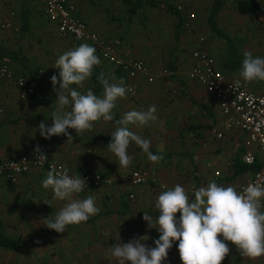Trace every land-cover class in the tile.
I'll return each instance as SVG.
<instances>
[{"label": "crops", "instance_id": "1", "mask_svg": "<svg viewBox=\"0 0 264 264\" xmlns=\"http://www.w3.org/2000/svg\"><path fill=\"white\" fill-rule=\"evenodd\" d=\"M70 1L75 6V15L88 23L90 31L107 39L124 38L125 56L144 59L156 78L153 82H149L146 75L132 79L135 91L128 92L126 98L117 101L113 121L94 122L92 130L79 136L75 130L69 129L72 141L63 135L44 139L37 130L38 126L43 121L50 127L52 113L57 108L55 102L58 97L51 83V76L59 71L55 68V61L70 48L71 39L59 35L56 25L46 17L40 0H0V47L9 51L5 58H0V65L4 63L2 61L9 60L21 66L17 69L19 72H30V69L33 70L28 63L30 60L33 66L41 64L45 68L43 77H28L36 87V93L26 99L14 81L0 77V160L18 157L39 145L42 151L78 174L97 171L117 176L135 168L154 170L159 180L169 186L167 189L181 184L192 199L194 190L206 186L211 180L237 189L251 178L252 170L235 174L243 161L245 133L224 127V117L215 98L203 86L187 78L186 73L194 63L192 51L196 48H204L215 57L227 80L240 79L238 73L242 69L244 51L264 57V0H223L216 15L217 27L221 29L219 33L209 22L215 0H183L197 14L189 30L183 27V16L175 9L174 0L168 3L145 0L155 3L152 5L156 6L160 18V21L155 19L158 29L150 31L156 35L153 45L140 24V16L136 19L135 13L131 20L124 23L129 26L123 25L122 29L110 21V15L116 14V3L125 9L124 13L130 11L131 7L122 0L100 2L107 12L101 10L98 0L97 4L90 0ZM160 3L172 5L176 12H169ZM145 12L146 15L144 12L140 15L147 24L151 23L154 17L148 15V10ZM33 13L37 26L42 24L36 16L42 13L49 28L54 29L61 39L57 38L63 51L57 57L53 56L55 51L52 52L51 48V53L32 56L27 34L32 28ZM41 22L44 23V20ZM9 23L11 27L3 26ZM201 37L205 38L204 41L200 40ZM167 55L170 56V63L176 66L170 80L161 76L165 68L162 59ZM96 67H100V72L111 82L123 79L125 84L130 81L121 77L110 63ZM39 73L43 70L39 69ZM247 85L251 90L264 94V81H253ZM72 87L77 88L76 85ZM89 88L96 95L103 93L98 77L91 76L84 88L77 90L85 92ZM56 90H59V84ZM151 105H156L157 121L130 130L151 141V146L156 148H150L153 154L170 155V158L153 164L133 142L128 149L133 157L131 165L119 168L117 157L107 149L111 132L116 128L115 121L129 110H147ZM214 127L225 131L223 138H217ZM47 172L46 169H32L21 176L17 185L0 180V232L23 242L17 248L0 247V264H118L111 256L112 245L118 241L127 243L143 235L150 237L147 245L155 247L154 241L159 238V233L154 228L148 229L143 214L141 217L132 216V209L135 212L140 210L136 206L145 209L155 221L158 211L149 200L153 197L157 199L161 192L150 185L85 189L74 198L93 195L100 212L86 222L68 226L64 233H57L44 223L46 219L53 218L67 201L53 199L52 191L43 188L42 181ZM135 191L141 192L142 202L131 208L123 193L136 194ZM149 191L157 193L153 195ZM43 200L52 201L51 207ZM229 246L231 252L222 264H264V256L249 259L242 256L234 245ZM179 258L177 241L163 264L175 263Z\"/></svg>", "mask_w": 264, "mask_h": 264}, {"label": "clouds", "instance_id": "2", "mask_svg": "<svg viewBox=\"0 0 264 264\" xmlns=\"http://www.w3.org/2000/svg\"><path fill=\"white\" fill-rule=\"evenodd\" d=\"M243 57L242 69L238 73L240 79L235 81V87L239 88L242 81L245 84L264 81V57L254 56L247 50ZM100 63L96 49L87 43L66 50L55 61L59 79L53 75L51 83L58 97L57 108L52 113L50 127L43 121L38 126L37 130L44 139L63 135L72 141L69 129L75 130L79 136L92 130L94 122L114 120L113 109L117 101L126 98L129 91L123 79L111 82L101 72L98 81L103 87L102 95H96L91 88L85 92L77 90L84 88ZM156 112V105H151L147 110H129L115 121L116 128L111 132L107 149L117 157L119 168L131 165L133 157L128 149L133 142L153 164L163 160V155L150 151L149 139L130 130L155 123L158 119ZM34 152L38 154L37 163L47 159L39 145ZM81 177L69 175L67 169L58 172L54 167L47 172L42 181L43 188L52 191L53 199L67 201L53 218L46 219L44 225L48 229L64 233L68 226L86 222L100 212L93 195L74 198L85 190L86 180ZM193 195L194 199L181 184L162 191L155 202L158 211L155 221L143 212L148 229L154 228L159 233V238L154 241L155 247H149L146 241L150 237L143 235L127 243L118 241L110 249L111 256L118 264H163L177 241L182 264H222L231 252L229 244L249 259L264 256V183H249L238 191L231 185L224 186L211 180L206 186L195 189ZM43 203L52 205L50 200H43Z\"/></svg>", "mask_w": 264, "mask_h": 264}, {"label": "built area", "instance_id": "3", "mask_svg": "<svg viewBox=\"0 0 264 264\" xmlns=\"http://www.w3.org/2000/svg\"><path fill=\"white\" fill-rule=\"evenodd\" d=\"M40 1L46 17L56 25L59 35L70 37L71 46L69 49L88 42L96 49V54L101 61L98 66L110 63L130 80L125 83L129 89L128 92L133 93L135 91L131 80L140 75H146L149 82L155 80L156 74L152 72L151 67L144 59L125 56L122 38L107 39L90 31L88 23L75 15V6L70 0ZM163 1L168 3L170 0ZM174 7L183 16V27L189 30L193 20L197 18L196 12L189 8L183 0H174ZM3 26L11 27L12 25L9 23ZM204 39V37L200 38L201 41ZM192 57L194 63L187 71L186 77L203 86L206 92L215 98V103L224 117L226 129H237L245 133L243 161L249 165L256 162L261 163V168L254 171L251 178L239 185L237 190L241 191L249 183H264V94L251 90L243 81L239 88L235 87L236 80L226 79L224 72L218 67L215 57L206 49H194ZM0 75L8 81H14L21 90L22 97L32 96L36 93V87L30 79L23 74H17L12 66L6 62L0 65ZM172 75L173 72L168 68H163L161 71L163 77H171ZM56 76L59 78V71ZM213 132L219 139L225 135V131L218 127H214ZM42 152L47 156V159L42 163H37L38 154H35L34 149L18 157L0 160V180L4 179L17 185L21 176L29 173L32 169L41 168L49 171L54 167L58 172L67 169L69 175H81V178L86 180L85 189L109 188L117 185L131 187L150 185L156 191L162 192L168 188L159 180L157 173L148 168H135L129 173L117 176L97 171H85L78 174L52 158L49 153ZM135 197L134 192L129 193L130 199ZM172 264H182V262L179 258Z\"/></svg>", "mask_w": 264, "mask_h": 264}, {"label": "rangeland", "instance_id": "4", "mask_svg": "<svg viewBox=\"0 0 264 264\" xmlns=\"http://www.w3.org/2000/svg\"><path fill=\"white\" fill-rule=\"evenodd\" d=\"M90 1L92 3H94V4L97 2L96 0H90ZM98 1H99V5L101 7V10L102 11L105 10L107 12L106 7L102 6V4H101V3H103V0H98ZM122 1L125 2L127 4V6H129L131 8L135 7V9H136V12H135L136 19L140 16V18H139L140 24L143 26V28H144V30L146 32V35L151 39V43L153 45L156 35H153L150 31L151 30H157L158 27H159L158 24H156L155 19L158 18V20L160 21L156 6L152 5L151 1H145V0H132L131 2H127L126 0H122ZM138 8H140L139 14H137V9ZM107 9H108V7H107ZM114 10L116 11L115 12L116 14H114V16L110 15V21L114 22V24H116V26L118 28H120V29L124 28V26L128 27L129 24L128 23L124 24V23L127 22L128 20H131L134 14H132L131 11L124 13L125 9H123V7L121 8L120 5H118L117 3H116V8ZM147 10L149 11L148 15L149 16L152 15L154 17L153 21L151 23H148V24L145 22L146 19H143L142 15H140V13H142V12H144V14L146 15L147 12H145V11H147ZM38 13H40V9H39ZM32 15H34L32 17V28H31L30 33L27 34L28 35V38H27L28 39V44H29L30 52L32 53V56L33 57H38V56H41L43 53L47 54L48 52H50L49 49L51 48V49H53L52 52L55 51V54L52 53L53 56L55 55L57 57L59 55L58 53L60 51L61 52L63 51L62 47L60 45V42H59V40H61V39L57 36V34L55 33L54 29L49 28L48 21H47L46 18H44L42 13L38 14L36 16V17H39L38 22L42 24L40 26L41 28L39 26H37V20L35 19V14L33 13ZM42 20H44V23L41 22ZM33 29H36V31H33ZM157 37H158V35H157ZM164 56H165V54H164ZM162 61H164L163 64L166 65L167 63L170 62V56L167 55L165 58L162 59ZM2 62H6V63L10 64L12 66V68L16 72H18L17 74H19V73L20 74H24L27 77H43L42 74L44 75V72H45L44 66H41V64H35L36 66H33L34 64L32 63V61L30 62V60H29L28 63H30L32 65V68L34 70L33 71L32 69H30V72L29 71H27V72H19L18 70H19V68L21 66L16 64L13 61L4 60ZM26 68H27V66H26ZM39 69H42L43 73L40 74L39 73ZM0 77L3 80H7L4 77H2L1 75H0ZM163 78L166 79V80H170V77H163ZM28 97H30V96H27L24 99H26ZM150 148L156 150L155 147L150 146ZM157 155H161V154L158 153ZM166 155H168V154H166ZM169 158H170V155L169 156H163V160L162 161H165V160H167ZM135 192H136V197L134 199H130L129 198V193L128 192L123 193V197H124L125 201L127 202L128 206L131 207V208H135V205H137V204L142 202L141 201V198H142L141 192L140 191H135ZM149 192H152L153 195L155 193H157L156 191H154V192L153 191H149ZM150 199H151V197H150ZM155 199L156 198L153 197V200H149V202H152L153 204H155V202H156ZM136 208L140 209V210L135 212L132 209V212L134 213V215H132V216H140L141 217L143 212H146L145 209L141 210L142 208H140L139 206H136ZM147 211H148V209H147Z\"/></svg>", "mask_w": 264, "mask_h": 264}, {"label": "trees", "instance_id": "5", "mask_svg": "<svg viewBox=\"0 0 264 264\" xmlns=\"http://www.w3.org/2000/svg\"><path fill=\"white\" fill-rule=\"evenodd\" d=\"M126 1L127 2H131L132 0H126ZM222 1L223 0H215L214 6H213V11H212V14L210 15V18H209L210 25L218 33L221 32V29H219L217 27L216 15H217V13L219 11V8H220V6L222 4ZM152 4H155V3L152 2ZM160 4L165 9H167L169 12H171V13H175L176 12L172 5H169V4L165 5V4H162V3H160ZM130 11L132 12V14H134L136 12L135 7L130 8ZM221 34L223 36H226L223 33H221ZM122 39L124 41V46H125L126 41H125L124 38H122ZM8 53H9V51H6V49L0 47V58H5L6 54H8ZM164 66H165V68H168L169 70H171L173 73H174V70H176L175 64H172L170 62L167 63ZM99 68L100 67H95L94 68L93 74H92L93 77H98V75L101 73ZM116 70L119 71L118 69H116ZM119 73H120L121 77H125L124 74H122L121 71H119ZM151 152L153 153L154 151H151ZM239 166L240 167H239L238 170L235 171V174H238V173H241V172H244V171H248V170H252L254 172V171H256V170L261 168V163L260 162H256L253 165H248L247 163L242 161ZM22 244H23V242L20 239H15V238L8 237L3 232H0V247L17 248V247L21 246Z\"/></svg>", "mask_w": 264, "mask_h": 264}]
</instances>
